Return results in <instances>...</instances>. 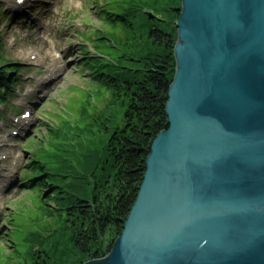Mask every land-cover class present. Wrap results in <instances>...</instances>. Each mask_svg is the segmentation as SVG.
<instances>
[{
    "label": "water",
    "instance_id": "water-1",
    "mask_svg": "<svg viewBox=\"0 0 264 264\" xmlns=\"http://www.w3.org/2000/svg\"><path fill=\"white\" fill-rule=\"evenodd\" d=\"M168 128L110 253L84 264H264V0H182Z\"/></svg>",
    "mask_w": 264,
    "mask_h": 264
},
{
    "label": "rangeland",
    "instance_id": "rangeland-1",
    "mask_svg": "<svg viewBox=\"0 0 264 264\" xmlns=\"http://www.w3.org/2000/svg\"><path fill=\"white\" fill-rule=\"evenodd\" d=\"M178 1L32 0L33 5L23 10L0 2V68L19 66L12 94L0 105V264H32L37 251L72 264L71 255L66 256L71 244L65 214L54 211L62 201L54 199L66 197L71 184L79 191L87 188L91 169L81 156L100 155L107 142L104 122L120 123L126 109L121 100L94 86L83 60L95 58L108 70L131 67L135 74L141 57L153 49L147 37V12L174 27L179 19L173 18L170 7ZM103 8L120 14L136 12L125 47L110 29L106 35L115 40L117 46L109 40L114 48H108V39L94 44L84 40V35L93 37L95 30L102 33L107 27L101 20ZM85 45L90 55L82 54ZM53 63L60 66L57 74L38 85ZM25 109L31 110L32 122L24 132L16 128V121ZM33 157L46 165L49 184L62 186L63 191L52 196L49 187L33 189L21 181Z\"/></svg>",
    "mask_w": 264,
    "mask_h": 264
},
{
    "label": "trees",
    "instance_id": "trees-1",
    "mask_svg": "<svg viewBox=\"0 0 264 264\" xmlns=\"http://www.w3.org/2000/svg\"><path fill=\"white\" fill-rule=\"evenodd\" d=\"M181 8L182 0L176 6L170 7L175 20L180 18ZM98 9L102 10V7ZM103 10L101 20L107 27L102 33L95 30L96 35L93 37L84 35L85 41L94 44L108 39L110 49L113 46L109 44V40L113 39L106 35L110 29L116 34L115 38L121 46L125 47L126 31L134 29L132 20L135 19L136 12L120 14L106 8ZM147 18V37L153 49L141 57V64L135 74L131 73L134 70L131 67L127 70H108L97 65L95 58L88 57L83 60L84 68H88L94 86L106 90L114 100H121L122 104H126V109L120 123L112 126L111 123L104 122L107 142L100 155L94 157L86 152L81 156L87 169H91V173L87 174L90 177L87 188L79 191L71 184L66 197L54 199L62 201L54 211L65 214L70 230L69 245L71 244V247H66V256L71 255L72 264L102 259L110 253L137 200L153 142L168 128L166 105L176 72L175 47L178 28L176 23L174 27H170L166 20L159 19L161 23L158 22V18L150 11L147 12ZM83 48L82 54L90 55L86 45ZM3 60L10 62L6 58ZM18 68L17 65L0 68V103L6 102L11 94L10 87L17 80V75L9 73V70L18 72ZM50 133L53 134V129ZM27 168L21 181L26 182L28 187H49L53 192L52 196L58 190L63 191L62 186L58 188L49 184L52 182L51 175H45L48 174L47 167L37 157L32 158ZM60 184L65 186L64 182ZM56 212H50V216H55ZM36 254L32 264H68L67 260L54 259L48 251H37Z\"/></svg>",
    "mask_w": 264,
    "mask_h": 264
},
{
    "label": "bare ground",
    "instance_id": "bare-ground-1",
    "mask_svg": "<svg viewBox=\"0 0 264 264\" xmlns=\"http://www.w3.org/2000/svg\"><path fill=\"white\" fill-rule=\"evenodd\" d=\"M0 2H3L6 6H8L9 8H12L13 10H21V9L23 10L33 5L32 0H24L23 3H20L19 0H0ZM59 69H60V66L57 65V63H53L49 68L50 70L48 73L49 75L41 78L43 79V82L50 81L51 80L50 78L53 75H56ZM36 87H38V85ZM30 122H32V119H29V120L20 119L17 126L19 127V129H24V127L30 124ZM9 172H12V169H10ZM4 181H6V179H4ZM6 182H11V180L9 181L7 180Z\"/></svg>",
    "mask_w": 264,
    "mask_h": 264
},
{
    "label": "snow or ice",
    "instance_id": "snow-or-ice-1",
    "mask_svg": "<svg viewBox=\"0 0 264 264\" xmlns=\"http://www.w3.org/2000/svg\"><path fill=\"white\" fill-rule=\"evenodd\" d=\"M24 2V0H20V3H23Z\"/></svg>",
    "mask_w": 264,
    "mask_h": 264
}]
</instances>
